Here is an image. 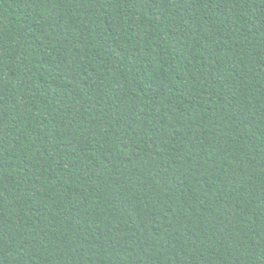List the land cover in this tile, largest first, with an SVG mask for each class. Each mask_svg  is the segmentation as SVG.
<instances>
[{
	"label": "trees",
	"instance_id": "16d2710c",
	"mask_svg": "<svg viewBox=\"0 0 264 264\" xmlns=\"http://www.w3.org/2000/svg\"><path fill=\"white\" fill-rule=\"evenodd\" d=\"M0 264H264V0H0Z\"/></svg>",
	"mask_w": 264,
	"mask_h": 264
}]
</instances>
